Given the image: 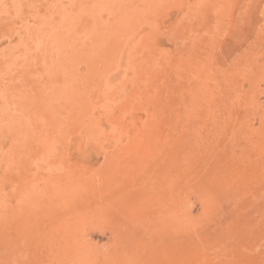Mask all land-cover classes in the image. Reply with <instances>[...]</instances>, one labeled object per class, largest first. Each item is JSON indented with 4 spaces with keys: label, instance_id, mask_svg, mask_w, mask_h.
<instances>
[{
    "label": "rangeland",
    "instance_id": "374dc122",
    "mask_svg": "<svg viewBox=\"0 0 264 264\" xmlns=\"http://www.w3.org/2000/svg\"><path fill=\"white\" fill-rule=\"evenodd\" d=\"M0 264H264V0H0Z\"/></svg>",
    "mask_w": 264,
    "mask_h": 264
},
{
    "label": "bare ground",
    "instance_id": "6f19581e",
    "mask_svg": "<svg viewBox=\"0 0 264 264\" xmlns=\"http://www.w3.org/2000/svg\"><path fill=\"white\" fill-rule=\"evenodd\" d=\"M61 23V22H60ZM62 25V24H61ZM61 25H59L60 27H62ZM120 25H122V21H119L115 26H113V28H109L107 31H105L104 33H99L98 34V38H99V40H98V42L96 43V44H93V46H92V49H91V51L93 52V51H95L94 49H96V48H99V47H106L107 46V44H109V42H111V39H112V41L113 42H111V45H109V47H112V45H115L116 44V42L114 41V39H116V37H115V35H116V33H115V30L117 29H119V26ZM55 26V25H54ZM53 27V26H52ZM51 27V28H52ZM56 27V26H55ZM59 28V27H58ZM66 28V27H65ZM55 28L53 27V30H54ZM57 29V28H56ZM45 30V29H44ZM43 30V31H44ZM63 30V29H62ZM62 30H60L61 32H62ZM63 32H64V30H63ZM53 33V32H52ZM54 33H55V30H54ZM65 33H66V31H65ZM115 33V34H114ZM58 34H60L61 35V33H58V31L56 32V36H57V41H56V43H57V46H58V41H59V36H58ZM63 34V33H62ZM54 35V36H55ZM66 35V34H65ZM65 35H61V37L63 38V36L65 37ZM97 35V34H96ZM55 36V37H56ZM67 36V35H66ZM47 37H48V35H47ZM49 37H50V35H49ZM52 37H53V34H52ZM55 37H53V39H55ZM38 38H40V37H38ZM42 38V40H44L43 39V37H41ZM66 38V37H65ZM48 39H52L51 37L50 38H48ZM47 40V39H46ZM60 40H61V38H60ZM63 40H64V38H63ZM63 40H61L60 42H62ZM67 40V39H66ZM63 41V44L61 43L60 44V42H59V47H60V45H61V47L63 46V49H65L66 51L65 52H67V50H68V52H70L71 53V51L75 48L74 47V44L75 43H73V42H70L69 40V42L68 41ZM95 40V39H94ZM52 41V40H51ZM53 41H55V40H53ZM52 41V42H53ZM67 42H68V44H67ZM95 42V41H94ZM48 43V42H47ZM51 43V42H50ZM56 43H55V46H56ZM114 43V44H113ZM46 46H47V44H45ZM49 46V45H48ZM53 46V50H55L54 49V45H52L51 44V47ZM57 46L55 47V48H57ZM50 47V46H49ZM50 47V48H51ZM59 49V48H58ZM45 50H46V48H45ZM50 51H51V49H50ZM49 51V52H50ZM56 51H57V49H56ZM56 51H54V52H56ZM75 51V50H74ZM74 51H72V54L74 53ZM50 53H52V51L50 52ZM50 53H49V56H50ZM55 54V53H54ZM67 54V53H66ZM71 54V55H72ZM94 54V53H93ZM56 56V55H55ZM98 56V55H97ZM53 57V56H52ZM69 57V56H68ZM145 57H146V59H150L151 57H152V55L149 53V54H146L145 55ZM50 58V57H49ZM54 58V57H53ZM56 58H57V56H56ZM55 58V59H56ZM46 60V59H45ZM48 61H49V59H48ZM58 61V60H57ZM63 61H64V59H63ZM50 62V61H49ZM52 63V62H51ZM46 64H48L47 62H46ZM55 64V63H54ZM149 66L151 67V66H153L154 65V63H152V61H150L149 63ZM148 64H144L143 66H142V68L140 69V76H139V80H138V86L140 87V88H142L141 89V91L138 89V88H136V86L134 85L132 88H128V87H125V89L123 90V91H121V92H116V93H114L113 91H111V90H108V85H109V78H104L103 79V77L100 79L98 76V78L100 79V85H99V79L98 80H96V82L98 81V83H97V85L99 86L98 87V93L96 92V94L97 95H95L94 93H92L91 95L92 96H87L86 97V99L84 100V102H83V104H85V105H90V104H96V105H99V106H101V112H107L108 110H112V109H116V107L114 106V105H112V103L113 102H115L116 100H120V99H118V98H122V100H121V102H120V104L121 105H119L118 106V108H128V109H131V108H150V107H152V106H154L153 104H152V97H153V95H157V97L159 98V100H160V98L162 99V95L164 94V91H163V89H158V91H156L155 93H153L152 92V90L151 89H148L147 87H145V80H148L150 77H152V82H153V76H151V74H150V72L149 71H147V70H145L147 67H148ZM59 66V65H58ZM57 67V66H56ZM61 67H63V66H61ZM66 67H64V68H61V70L63 69H65ZM59 69H60V66H59ZM62 70V71H63ZM60 71V70H59ZM65 71V70H64ZM63 71V72H64ZM63 73H61V75H62ZM94 75V74H93ZM96 75V74H95ZM97 75H99L98 73H97ZM154 75V74H153ZM94 78H96V77H94ZM97 79V78H96ZM102 80V81H101ZM95 87L97 88V86L95 85ZM95 88V89H96ZM165 95H166V93H165ZM136 99H137V101H136ZM164 99H165V96H164ZM163 104V103H162ZM36 121H34V123H33V125H34V127L35 128H38L39 130L40 129H42V125H44V123H49V122H51V118L49 117V116H39V117H37L36 119H35ZM58 129H59V127H57ZM56 128V129H57ZM28 132H30V129L29 130H27ZM29 141V140H28ZM30 143V142H29Z\"/></svg>",
    "mask_w": 264,
    "mask_h": 264
}]
</instances>
